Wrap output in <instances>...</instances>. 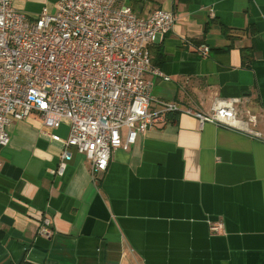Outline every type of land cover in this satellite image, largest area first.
Here are the masks:
<instances>
[{
	"label": "crops",
	"instance_id": "obj_1",
	"mask_svg": "<svg viewBox=\"0 0 264 264\" xmlns=\"http://www.w3.org/2000/svg\"><path fill=\"white\" fill-rule=\"evenodd\" d=\"M25 1L15 5L30 14ZM122 1L140 17L176 15L149 46L169 78L148 76L151 110L174 102L209 113L239 97V118L254 114L262 138L178 112L116 149L95 182L74 151L53 173L63 146L36 114L12 122L0 151V264H264V0ZM202 44L206 57L193 48ZM52 133L66 138L68 122Z\"/></svg>",
	"mask_w": 264,
	"mask_h": 264
},
{
	"label": "built area",
	"instance_id": "obj_2",
	"mask_svg": "<svg viewBox=\"0 0 264 264\" xmlns=\"http://www.w3.org/2000/svg\"><path fill=\"white\" fill-rule=\"evenodd\" d=\"M175 13L154 9L137 16L122 0L44 2L36 15L0 0V151L9 142L7 127L36 114L43 134L62 143L54 174L62 175L73 151L89 163L95 182L107 170L112 153L127 149L138 134L166 122L165 113L184 112L199 124L244 128L255 137L256 117L239 118V97L215 101L209 113L161 102L151 110L153 67L149 46L173 30ZM203 57L210 48L193 47ZM68 122V135L52 133ZM124 131V136H122ZM2 159L0 157V167ZM220 221L209 230L222 231ZM39 233L50 235L43 219Z\"/></svg>",
	"mask_w": 264,
	"mask_h": 264
},
{
	"label": "rangeland",
	"instance_id": "obj_3",
	"mask_svg": "<svg viewBox=\"0 0 264 264\" xmlns=\"http://www.w3.org/2000/svg\"><path fill=\"white\" fill-rule=\"evenodd\" d=\"M42 1L43 0H40V1H25L24 3H23V7H24V9H26V10H28V12L30 13V14H32V15H36V14H38V8H39V6H40V3H42ZM47 1H49V2H47L48 4V7L51 9L52 8V6L51 5H54L53 3H51L50 2V0H47ZM44 3V2H43Z\"/></svg>",
	"mask_w": 264,
	"mask_h": 264
},
{
	"label": "trees",
	"instance_id": "obj_4",
	"mask_svg": "<svg viewBox=\"0 0 264 264\" xmlns=\"http://www.w3.org/2000/svg\"><path fill=\"white\" fill-rule=\"evenodd\" d=\"M151 63H153L154 64V62H153V60L151 61ZM165 116H166V119L168 120V121H174V119H175V113H172V112H167V113H165Z\"/></svg>",
	"mask_w": 264,
	"mask_h": 264
},
{
	"label": "bare ground",
	"instance_id": "obj_5",
	"mask_svg": "<svg viewBox=\"0 0 264 264\" xmlns=\"http://www.w3.org/2000/svg\"><path fill=\"white\" fill-rule=\"evenodd\" d=\"M42 222V221H41Z\"/></svg>",
	"mask_w": 264,
	"mask_h": 264
}]
</instances>
